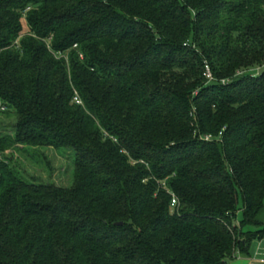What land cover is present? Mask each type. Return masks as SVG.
Returning a JSON list of instances; mask_svg holds the SVG:
<instances>
[{
    "label": "trees",
    "instance_id": "16d2710c",
    "mask_svg": "<svg viewBox=\"0 0 264 264\" xmlns=\"http://www.w3.org/2000/svg\"><path fill=\"white\" fill-rule=\"evenodd\" d=\"M7 110L0 264H230L264 236V0H0ZM18 147L74 149L72 186Z\"/></svg>",
    "mask_w": 264,
    "mask_h": 264
},
{
    "label": "rangeland",
    "instance_id": "374dc122",
    "mask_svg": "<svg viewBox=\"0 0 264 264\" xmlns=\"http://www.w3.org/2000/svg\"><path fill=\"white\" fill-rule=\"evenodd\" d=\"M257 69L260 68L258 67ZM257 73L259 72L256 71L252 74L256 75ZM16 123L17 119L12 110L0 113L1 134L13 135ZM19 148L8 150L5 155L13 160L19 172L28 181L38 184L56 185L63 188L72 186L76 155L74 149L63 148L58 150L40 147L36 149L23 148L20 151ZM239 218H241V212L238 214V220ZM251 229L256 230L254 227Z\"/></svg>",
    "mask_w": 264,
    "mask_h": 264
},
{
    "label": "crops",
    "instance_id": "0c3cea01",
    "mask_svg": "<svg viewBox=\"0 0 264 264\" xmlns=\"http://www.w3.org/2000/svg\"><path fill=\"white\" fill-rule=\"evenodd\" d=\"M230 264H264V236L253 240L246 250H237Z\"/></svg>",
    "mask_w": 264,
    "mask_h": 264
},
{
    "label": "built area",
    "instance_id": "2783aa9c",
    "mask_svg": "<svg viewBox=\"0 0 264 264\" xmlns=\"http://www.w3.org/2000/svg\"><path fill=\"white\" fill-rule=\"evenodd\" d=\"M204 76L206 77V79L208 80V82H213L215 79H214V76L212 74V71L210 69V67L207 65L205 67V72H204ZM226 81H224L225 83ZM75 101L78 103V104H81L82 102L80 101L79 97L77 96L75 98ZM5 108H2V110H4ZM210 137H206V140H209ZM179 205V200L178 198L175 196V195H172V203H171V207L172 208H175Z\"/></svg>",
    "mask_w": 264,
    "mask_h": 264
},
{
    "label": "water",
    "instance_id": "95a60500",
    "mask_svg": "<svg viewBox=\"0 0 264 264\" xmlns=\"http://www.w3.org/2000/svg\"><path fill=\"white\" fill-rule=\"evenodd\" d=\"M117 225H122V223H118Z\"/></svg>",
    "mask_w": 264,
    "mask_h": 264
}]
</instances>
